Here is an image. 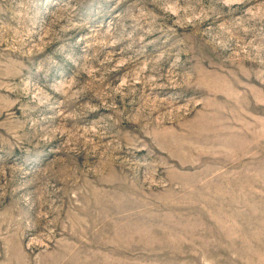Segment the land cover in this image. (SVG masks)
Wrapping results in <instances>:
<instances>
[{"label": "rangeland", "instance_id": "374dc122", "mask_svg": "<svg viewBox=\"0 0 264 264\" xmlns=\"http://www.w3.org/2000/svg\"><path fill=\"white\" fill-rule=\"evenodd\" d=\"M0 264H264V0H0Z\"/></svg>", "mask_w": 264, "mask_h": 264}]
</instances>
